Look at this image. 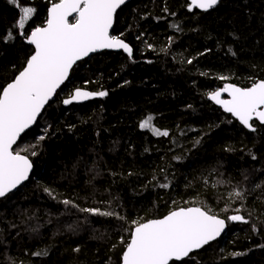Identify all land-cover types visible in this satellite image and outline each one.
<instances>
[{
  "label": "trees",
  "instance_id": "trees-1",
  "mask_svg": "<svg viewBox=\"0 0 264 264\" xmlns=\"http://www.w3.org/2000/svg\"><path fill=\"white\" fill-rule=\"evenodd\" d=\"M54 2L0 0V89L33 51L26 36L6 35L16 32L15 3L36 10L30 33ZM113 35L132 46L131 57L103 52L79 62L15 148L35 171L0 200V264H121L135 222L191 206L249 223L229 222L184 264H264V127L253 122L251 133L208 100L226 83L264 80V0H221L205 13L188 0H133ZM76 88L108 95L66 107ZM147 117L169 135L141 129Z\"/></svg>",
  "mask_w": 264,
  "mask_h": 264
},
{
  "label": "snow or ice",
  "instance_id": "snow-or-ice-1",
  "mask_svg": "<svg viewBox=\"0 0 264 264\" xmlns=\"http://www.w3.org/2000/svg\"><path fill=\"white\" fill-rule=\"evenodd\" d=\"M125 2L58 0L48 9L45 25L35 27L30 33H25L24 29L36 10L15 3L19 13L13 25L16 32L9 30L6 35L11 38L15 35L26 36L33 51L26 58L22 69L0 89V199L8 197L29 178L32 162L28 155L15 151L13 146L21 134L37 122L45 105L69 79L73 66L91 53L105 49H122L131 57V47L118 36L110 34L115 14ZM219 3L220 0H190L189 10L207 12ZM69 17H73L72 22ZM225 92L229 99L221 98ZM107 95L106 91L76 88L63 103L70 105ZM208 97L220 105L224 112L235 117L244 128L255 132L257 129L253 121L264 125V80L253 81L251 86L243 88L227 84L220 90L210 92ZM139 127L156 136L169 135L167 130L154 126L152 117L142 120ZM43 139L44 136L38 137V140ZM31 155L37 153L32 151ZM161 187L166 188L168 185L162 184ZM232 196L242 200L245 193L237 190ZM63 203L69 205L72 202L64 200ZM80 211L92 215H116L99 208H82ZM227 220L249 223L240 214L230 215ZM225 227V219L199 206L178 207L162 218L135 222L130 240L122 253L121 264H184L194 252L220 237ZM253 230L257 229L253 227ZM74 251L78 252L79 249ZM42 254L46 252L35 253Z\"/></svg>",
  "mask_w": 264,
  "mask_h": 264
},
{
  "label": "water",
  "instance_id": "water-1",
  "mask_svg": "<svg viewBox=\"0 0 264 264\" xmlns=\"http://www.w3.org/2000/svg\"><path fill=\"white\" fill-rule=\"evenodd\" d=\"M132 1H133V0H126L125 4L122 5V6L117 10V12H116V14H115V17H114L113 27H112V29H110V34H111V35H113V31H114V28H115V23H116L117 14L120 12V10H122L124 7H126L127 5H129ZM188 1H189V3H190V0H188ZM220 3H221V0H220ZM220 3H219V4H220ZM219 4H218L215 8H217V7L219 6ZM215 8H214V9H215ZM214 9H211V10H209V11H212V10H214ZM197 10H199V9H197ZM199 11H200V12H204V11H202V10H199ZM209 11H207V12H209ZM204 13H205V12H204ZM74 15H75V14H74ZM71 18H73V17H69V20H70ZM122 40H123V39H122ZM124 41H125V40H124ZM125 42H126V41H125ZM126 43H127V42H126ZM127 44L131 47V49H132V54H133V48H132V46H131L129 43H127ZM30 46H31V45H30ZM31 47L33 48V46H31ZM103 52H112V53H120V52H122V53L128 55V54L125 53L122 49H105V50H100V51H98V52H96V53H91L88 57H85L83 60L78 61L77 64H78L79 62H82V61H84V60H86V59H88V58L94 56V55H97V54H100V53H103ZM128 56H129V55H128ZM77 64H76V65H77ZM76 65L73 66V69L75 68ZM73 69L71 70V72H70V74H69V79H70V77H71V73H72ZM69 79H68L67 81H65V83H64L63 85H61V88L57 90V94H58V93L64 88V86L67 84V82L69 81ZM227 84H233V83H226V84L223 85V87H224L225 85H227ZM233 85H236V84H233ZM236 86H238V85H236ZM223 87H222V88H223ZM238 87H240V86H238ZM222 88H221V89H222ZM219 90H220V89H219ZM57 94L53 96V98L49 101V103H48L47 105H45V108L42 110L40 116L37 118V122H36L33 126H31L30 129L26 130L25 133L21 134V137L18 139L17 144L13 146L14 150H15L16 146L18 145V143L20 142V140H21V139H22L27 133H29L31 130H33V129L36 127V125L38 124V122H39L41 116L43 115V113H44V111H45V109L48 107V105H49L50 103H52V102L55 101V99H56V97H57ZM221 98H222V99H229L230 97H229L228 94L225 92V93L222 94V97H221ZM208 100H209L210 103H212L213 105H215L216 107H218L219 109H221V110L224 112L223 108H222L220 105L216 104L215 101L210 100L209 97H208ZM74 103H75V102H73L72 104H74ZM72 104H70V105H65V106H66V107H70ZM224 113L227 114V115H229V116H232L230 113H226V112H224ZM232 118H233L235 121H237L235 117L232 116ZM237 122L239 123V121H237ZM253 122H256V121H253ZM239 124H240V123H239ZM240 125H241V124H240ZM241 126H242V125H241ZM261 126L264 127V125H261ZM242 127H243V126H242ZM243 128H244V127H243ZM245 129H246V128H245ZM246 130H248V129H246ZM248 131L251 132V133H254L253 131H250V130H248ZM29 159H30V158H29ZM30 160H31V159H30ZM31 162H32V161H31ZM34 171H35V167H34V164H33V162H32V169H31V171H30V173H29V178H28L26 181H24L23 184H21V185L18 187L17 190H19L23 185L27 184V183L30 181V179L32 178V176H33V174H34ZM17 190H15L14 192H16ZM14 192H13V193H14ZM10 195H11V194H10ZM10 195H9V196H10ZM6 198H7V197H6ZM6 198L0 199V200H4V199H6ZM219 218H221V217H219ZM221 219H224V218H221ZM225 221H226V227H225L224 231L221 233L220 237H218L215 241L210 242L209 245L212 244V243H214V242H216V241H218V240H219V239H220V238H221V237L227 232V230H228V226H229V222H233V221H228L227 219H225ZM236 223H238V222H236ZM207 246H208V245H206L205 247H207ZM205 247H204V248H205ZM204 248H202V249H200V250H197V251L194 252V253H197V252L203 250ZM194 253H193V254H194ZM178 263H179V262H178Z\"/></svg>",
  "mask_w": 264,
  "mask_h": 264
},
{
  "label": "rangeland",
  "instance_id": "rangeland-1",
  "mask_svg": "<svg viewBox=\"0 0 264 264\" xmlns=\"http://www.w3.org/2000/svg\"><path fill=\"white\" fill-rule=\"evenodd\" d=\"M73 18L70 19V22H72ZM72 89H69L66 91L65 95H66V98H69V95L72 93Z\"/></svg>",
  "mask_w": 264,
  "mask_h": 264
}]
</instances>
